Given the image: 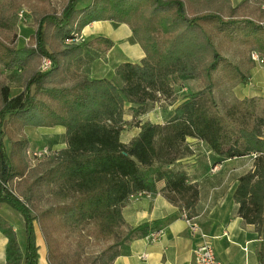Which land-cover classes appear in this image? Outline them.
Instances as JSON below:
<instances>
[{
  "label": "trees",
  "instance_id": "trees-1",
  "mask_svg": "<svg viewBox=\"0 0 264 264\" xmlns=\"http://www.w3.org/2000/svg\"><path fill=\"white\" fill-rule=\"evenodd\" d=\"M77 2L65 0L56 11L50 0H0V205L20 214L25 238L21 248L0 216L5 264H37L35 226L48 264H113L151 231L147 224L129 226L122 207L140 195L152 197L159 183L161 195L193 219L198 185L174 166L187 139L207 145L214 163L252 158L232 199L237 216L255 228L257 262L264 264V96L226 104L214 93L218 69L233 86L249 79L221 52L224 43L247 48L253 65L251 53L264 57V0L236 6L229 0H90L82 8ZM26 10L36 28L18 48L15 20ZM99 21L128 26L144 53L138 63L120 64L112 80L83 72L86 49L103 54L112 41H75ZM43 60L50 63L46 70ZM191 80L200 89L185 95L164 123L141 118L158 101L175 100L174 86ZM15 83L21 90L12 95ZM55 127L64 130V148L34 160L30 152L44 145L33 146L25 129ZM129 127L139 132L125 144L121 135ZM91 238L108 244L88 254Z\"/></svg>",
  "mask_w": 264,
  "mask_h": 264
},
{
  "label": "crops",
  "instance_id": "crops-1",
  "mask_svg": "<svg viewBox=\"0 0 264 264\" xmlns=\"http://www.w3.org/2000/svg\"><path fill=\"white\" fill-rule=\"evenodd\" d=\"M229 1L232 6H236L242 0ZM81 36L84 42L104 37L113 43V46L103 54L91 48L86 49L85 57L88 64L83 72L89 79L112 80L115 77V69L120 64L138 63L144 56L140 46L132 39L131 30L124 24L109 21L93 22L82 30ZM252 70L257 71V68ZM250 79H254V75ZM182 84L195 90L198 83L191 80ZM174 92L176 96L183 90L180 88L179 92L175 90ZM144 117L148 118L147 113ZM161 118L158 116L148 120L162 124ZM28 129L26 128L24 132L29 139ZM58 129L62 128H32L30 132ZM188 140L197 143L200 155L193 156V159L180 156L174 165L176 169L186 172L190 183L198 185L199 202L193 222L206 235L216 257L223 264H258L256 257L258 235L253 226L245 224L237 216V205L232 199L238 178L252 168V158L235 157L214 163L202 153L200 145L205 146L206 153L209 151L207 145L195 139ZM162 188L163 184L159 183L157 185L159 192L152 197L133 199L122 207V216L129 226L147 224L151 231L146 237L132 241L128 251L117 257L113 264H196L193 251L201 244V237L190 232L186 222L181 218L180 210L161 195ZM0 216L10 223L16 232L20 247L24 248V225L21 216L5 205H0ZM35 235L38 246L37 264H48L45 242L37 226ZM6 244L7 238L0 232V264H5ZM144 255L146 258L142 257Z\"/></svg>",
  "mask_w": 264,
  "mask_h": 264
},
{
  "label": "rangeland",
  "instance_id": "rangeland-1",
  "mask_svg": "<svg viewBox=\"0 0 264 264\" xmlns=\"http://www.w3.org/2000/svg\"><path fill=\"white\" fill-rule=\"evenodd\" d=\"M90 2V0H78L77 7L82 8L85 5H87ZM65 0H50V4L56 9V11H60L64 6ZM28 13L26 10L25 13ZM24 13V14H25ZM24 14L22 15V18L16 19V25L14 28V31L17 35L16 40V46L18 48H21L24 46L31 35L34 33L36 26L33 23V20L30 16V14L24 18ZM224 47H221L220 50L224 54L225 57L228 58L230 62L237 65L239 69L243 71V73L247 76H249L248 83L246 84H237L233 86L232 84L226 82V76L223 75V71L221 69H218L214 73V79L217 82V86L214 90L215 98L218 103L225 102L226 104H230L233 102L234 99H243L245 97H249L251 95L254 96H264V66L259 67L253 65L248 58L249 50L247 48L241 47L240 45L236 43H224ZM253 68H257V71H253ZM254 75V79H250L251 76ZM198 83V82H197ZM252 83V84H250ZM197 88L194 90L193 88L185 87L183 85L182 90L183 92L178 93L176 95V99L171 101H158L157 103L153 104L149 107L147 111V117H141L144 120H152V118H157L158 116L162 117L163 123L170 117L171 113L174 110V106L178 104L185 95L189 93H194L200 89V85H196ZM180 85H177L174 90L176 92H179V89L181 88ZM21 89L19 86L15 83L11 85V94H17ZM177 101V102H176ZM220 105V104H219ZM150 116V117H149ZM148 120V121H149ZM32 128L28 129V136L30 143L32 142L33 146H51L54 150H59L64 148V133L62 129H58L55 131L50 130H40V131H31ZM138 133V129L135 127H129L126 129L122 135H121V141L125 144L129 143ZM202 147V153H204V157L208 156L209 160L210 155L209 151L207 153L205 152L206 149L205 146L200 145ZM197 143L192 142L191 140H188L186 144L182 148L181 156L184 158H192L193 156L200 155V152L198 153L197 149ZM206 153V154H205ZM193 159V158H192ZM211 161V160H210ZM176 168V165H174ZM213 169V168H212ZM215 170V168L213 169ZM9 208L8 206H5ZM10 209V208H9ZM12 210V209H10ZM17 215L20 216V214L14 210ZM21 218V217H20ZM23 221V220H22ZM39 229V228H38ZM107 242H104L103 240H97L94 238L89 239L88 246L86 248V252L88 254H97L100 253L101 250L107 245Z\"/></svg>",
  "mask_w": 264,
  "mask_h": 264
},
{
  "label": "built area",
  "instance_id": "built-area-1",
  "mask_svg": "<svg viewBox=\"0 0 264 264\" xmlns=\"http://www.w3.org/2000/svg\"><path fill=\"white\" fill-rule=\"evenodd\" d=\"M25 13V11H21L18 15L19 19L22 18V15ZM76 42H84L82 36L80 35ZM250 59L254 63L255 66L262 67L264 66V57L260 56L259 54L253 52L250 54ZM50 63L48 60H43L42 62V70L48 69ZM57 150H54L52 147L49 146H43L39 149L33 150L30 152V156L33 157L34 160H40L44 157L52 155V153H55ZM253 157V155H252ZM215 168V167H214ZM139 198H149V196H143L140 195L139 197H135L133 199H139ZM181 218L186 222L190 232L192 234H199L201 237V244L193 251L194 260L196 264H223L215 255V252L209 242V240L206 238V235L200 230V228L193 222V219H189L186 216V213L183 211L181 213ZM143 258H146V256H142Z\"/></svg>",
  "mask_w": 264,
  "mask_h": 264
}]
</instances>
